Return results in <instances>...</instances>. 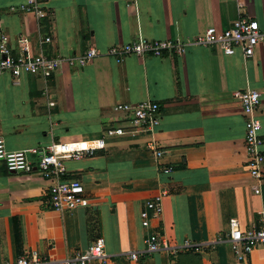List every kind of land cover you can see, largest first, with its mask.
<instances>
[{"label": "crops", "instance_id": "obj_1", "mask_svg": "<svg viewBox=\"0 0 264 264\" xmlns=\"http://www.w3.org/2000/svg\"><path fill=\"white\" fill-rule=\"evenodd\" d=\"M19 2L0 0L6 46L17 50L23 37L28 52L51 57L88 47L104 53L138 38L187 42L206 27L222 30L241 17L264 24V0H137L129 6L124 0H43L41 18L21 11ZM43 36L50 41L39 45ZM246 88L260 95L264 153V38L248 57L239 48L226 55L216 45H188L181 55L116 61L101 54L83 67L61 63L46 79L1 73L6 150L98 138L122 121L116 103L153 101L159 123L147 133L108 137L91 156L63 160L60 179L81 183L84 207L52 209L50 180L9 172L0 161V263L30 250L64 258L102 238V256L88 264H264V245L237 263L226 241L229 218L242 229L264 228V180L257 183L244 166V115L234 96ZM27 157L34 159L30 152ZM160 190L161 215L143 227V203ZM151 230L173 247L187 240L198 248L147 253L143 238Z\"/></svg>", "mask_w": 264, "mask_h": 264}, {"label": "built area", "instance_id": "obj_2", "mask_svg": "<svg viewBox=\"0 0 264 264\" xmlns=\"http://www.w3.org/2000/svg\"><path fill=\"white\" fill-rule=\"evenodd\" d=\"M126 5H134L137 0H124ZM13 9V8H12ZM19 9L32 13L36 18L45 15L43 0H20ZM264 38V24L259 25L254 19L238 18L228 28L217 30L213 26L206 27L203 33L187 42L170 39H143L110 45L104 53H100L93 47H88L82 53L67 57L46 56L41 50L37 53L27 51L26 41L23 37L17 40L18 49L11 51L6 46V38L0 35V74L8 73L13 80L22 74L36 75L43 79L54 75L61 63L68 66L83 67L93 58L102 55L110 56L116 61H121L127 55L138 57L162 56L164 53L181 55L188 45L219 46L224 54L229 55L239 48L245 57L253 53L255 45ZM48 36L40 37L39 45L48 43ZM48 91V87L46 88ZM234 96L238 99L244 115L243 149L245 163L249 175L261 183L264 180L262 165L264 153L261 150L262 139L260 137V120L256 109L260 103V95L257 90L246 88L236 91ZM54 102L47 100V105ZM114 111L122 113V121L118 125L107 127L102 131V136L92 140H80L70 142H54L40 148L23 150H6L0 138V161L9 172H36L42 178L50 180L48 185V203L55 210H69L75 207H84L88 200L83 195L81 183L75 179L64 180L60 176L64 173L63 160L91 156L98 149H102L105 139L112 136L129 135L152 131L159 123L158 105L149 100L136 103H116ZM155 158L161 156L162 151L155 149ZM33 154L34 159L27 157V153ZM168 169H163L167 172ZM253 192L258 193L259 187H253ZM165 190H160L151 198L146 199L140 212V223L143 227H149L150 220L158 219L162 212V196ZM226 241L237 263H241L250 252L259 245H264V228L242 229L235 218L228 219V232ZM144 251L147 253L168 250L176 252L179 249H197V245L183 240L180 246L173 247L168 244L162 233L151 230L144 238ZM103 239L98 238L83 251H74L72 255L54 259L40 255L35 250L15 257L13 261H4L0 264H88L93 259L102 256ZM128 257L137 258L136 252H130Z\"/></svg>", "mask_w": 264, "mask_h": 264}]
</instances>
